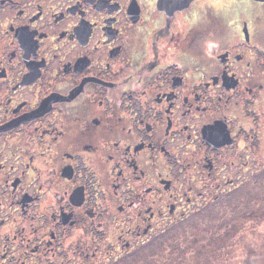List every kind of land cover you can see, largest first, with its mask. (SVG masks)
Returning <instances> with one entry per match:
<instances>
[{"label": "flooded vegetation", "instance_id": "1", "mask_svg": "<svg viewBox=\"0 0 264 264\" xmlns=\"http://www.w3.org/2000/svg\"><path fill=\"white\" fill-rule=\"evenodd\" d=\"M164 1L0 0V264H154L264 198V0Z\"/></svg>", "mask_w": 264, "mask_h": 264}, {"label": "rangeland", "instance_id": "2", "mask_svg": "<svg viewBox=\"0 0 264 264\" xmlns=\"http://www.w3.org/2000/svg\"><path fill=\"white\" fill-rule=\"evenodd\" d=\"M238 209L245 210V212L263 211L264 198L247 202L243 204L241 208L240 205L235 204L232 214H230L229 217H211L203 220H195V222L187 224V228L183 230L175 229L173 232H170V235H180V241H177L179 244V255L174 256L177 260L171 259L173 256L172 254L176 253L172 249L171 255H168L167 252H162L163 255L153 254L150 260L154 264H161L162 260L160 257L166 258V264H229L231 259H236V261H238V259L241 258L240 260H242V257L245 256L247 251L249 252L255 249V251L259 253L261 247H253L254 241L251 238L240 235L239 237L237 235H229L236 231L239 233L241 229L243 231L244 228H250L252 226V224L248 222L250 221L248 215H240V210ZM230 239H233L234 242L230 244L229 250L226 249V259L216 260L213 258L217 253L214 249L221 245L216 242L223 240L224 242H229ZM236 239H238V242L241 240V244L238 243ZM156 243H159V241ZM238 245H240V247H238ZM229 251H232L231 254Z\"/></svg>", "mask_w": 264, "mask_h": 264}, {"label": "trees", "instance_id": "3", "mask_svg": "<svg viewBox=\"0 0 264 264\" xmlns=\"http://www.w3.org/2000/svg\"><path fill=\"white\" fill-rule=\"evenodd\" d=\"M229 235L230 236H236V235L242 236L241 233L240 232L237 233V231L235 233L229 234ZM179 236L180 235H175V236L172 235L171 236L170 234H168V235H166V239H165V241H166V252H167V254L168 255H171V249L176 252L175 254H172L173 256H172L171 259H174V260H177V258H174V256H178L179 255L178 254L179 244L177 243V241H180V237ZM236 241L238 242V239H236ZM233 242H234L233 239H230L229 242H224V240L223 241L216 242V243H220L221 245L218 248L214 249L217 253H216V255L213 258H215L216 260H218V259L225 260L226 257H227L226 256V254H227L226 249L229 250V246ZM229 253H230V251H229Z\"/></svg>", "mask_w": 264, "mask_h": 264}, {"label": "water", "instance_id": "4", "mask_svg": "<svg viewBox=\"0 0 264 264\" xmlns=\"http://www.w3.org/2000/svg\"><path fill=\"white\" fill-rule=\"evenodd\" d=\"M161 2L163 3V2H166V1H164V0H161Z\"/></svg>", "mask_w": 264, "mask_h": 264}]
</instances>
